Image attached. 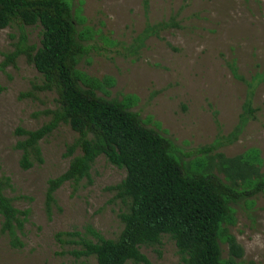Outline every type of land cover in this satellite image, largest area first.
I'll use <instances>...</instances> for the list:
<instances>
[{"label":"rangeland","instance_id":"rangeland-1","mask_svg":"<svg viewBox=\"0 0 264 264\" xmlns=\"http://www.w3.org/2000/svg\"><path fill=\"white\" fill-rule=\"evenodd\" d=\"M65 1L77 40L85 47L75 65L81 86L136 112L144 126L172 142V155L188 171H211L237 188L245 186L246 177L264 176V0ZM21 29L30 44L39 45V25L15 22L0 29V62ZM258 74L261 79L251 80ZM39 83L41 75L23 55L15 66L0 69V175L10 178L5 193L14 206L28 210L22 247H13L0 231V264H96L93 257L69 253L71 247L58 242L55 233L91 225L105 238H114L122 226L117 215L121 203L106 187L119 182L125 169L98 156L88 178L75 186L64 182L55 191L48 213L47 180L68 167L66 146L77 134L61 123L39 141L43 161L28 169L20 166L15 143L22 137L15 128L39 127L49 119L42 112L57 105L54 91L21 96ZM248 97L255 118L231 143L199 152L232 131ZM236 159L252 165H242L244 177L235 168ZM229 206L219 233L221 258L230 256L227 237L232 235L243 251L233 257L236 264H264V192ZM140 251L151 264H184L167 234L159 245Z\"/></svg>","mask_w":264,"mask_h":264},{"label":"trees","instance_id":"trees-1","mask_svg":"<svg viewBox=\"0 0 264 264\" xmlns=\"http://www.w3.org/2000/svg\"><path fill=\"white\" fill-rule=\"evenodd\" d=\"M15 22L22 26L39 25V45L30 44L21 29L13 49L3 54L0 69L15 66L16 59L23 55L41 75V83L33 84L32 90L21 96L35 97L38 91H54L57 95L56 107L42 112L49 116L47 121L34 129L15 128L14 133L22 137L15 143L21 150L20 166L28 169L43 161L39 141L61 123L68 124L77 134L66 146L68 167L47 180L46 211L50 212L54 193L64 182L75 186L89 177L98 156L125 169L119 182L106 187L113 192V200L121 203L117 215L122 226L118 234L105 238L86 225L84 231H58L56 240L69 245L68 252L77 258L93 257L96 264H151L140 248L159 245L162 235L167 234L174 240L184 264H236L233 257H240L242 248L229 235L230 256L222 259L220 228L229 216L231 202L264 192V176L257 175L253 180L246 177L245 186L237 188L211 171H188L172 155V142L144 126L136 112L122 101L81 86L75 65L85 47L77 40L70 4L65 0H0V29ZM231 69L237 75L235 67ZM262 76L258 74L251 80ZM255 112L250 97L246 98L237 124L223 141L216 140L198 151L208 153L216 145L234 141L246 123L255 118ZM243 164L252 169L247 159H236L234 163L244 177ZM10 185V178L0 175V231L13 247L20 248L28 210L15 207L6 195Z\"/></svg>","mask_w":264,"mask_h":264}]
</instances>
